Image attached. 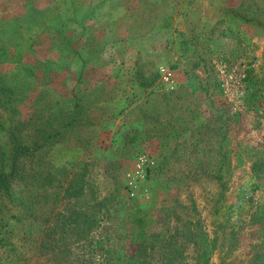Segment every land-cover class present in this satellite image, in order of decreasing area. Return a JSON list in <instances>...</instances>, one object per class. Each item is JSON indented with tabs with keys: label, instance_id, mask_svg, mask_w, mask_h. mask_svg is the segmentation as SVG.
Instances as JSON below:
<instances>
[{
	"label": "rangeland",
	"instance_id": "374dc122",
	"mask_svg": "<svg viewBox=\"0 0 264 264\" xmlns=\"http://www.w3.org/2000/svg\"><path fill=\"white\" fill-rule=\"evenodd\" d=\"M99 1L0 0V21L38 25L7 40L22 55L16 70L0 62L15 73L0 81L2 126L12 127L0 143H42L18 156L11 194L0 190V264H123L145 234L150 264H201L211 240L205 264H254L251 244H264V0H190L188 49L175 59L158 27L171 0H113L128 11L112 20ZM139 156L135 196L126 174ZM134 204L147 233L131 227Z\"/></svg>",
	"mask_w": 264,
	"mask_h": 264
},
{
	"label": "trees",
	"instance_id": "16d2710c",
	"mask_svg": "<svg viewBox=\"0 0 264 264\" xmlns=\"http://www.w3.org/2000/svg\"><path fill=\"white\" fill-rule=\"evenodd\" d=\"M65 1V0H56V2L59 4L60 2ZM23 16V15H22ZM14 18V17H13ZM31 22H27L26 20L22 19H7V20H1L0 21V62L2 61H11L15 62V70L17 69V66L21 65L20 62V56L21 50L20 47L17 46L15 42H8L9 36H24V33L26 32L27 29L30 27H35L34 25H37V23L30 24ZM38 26V25H37ZM12 34V35H8ZM26 38H30V35L25 36ZM6 53L8 54L7 57L3 54ZM23 66H26L25 64H22ZM14 71V70H13ZM11 72H3L0 73V81L2 83H6L10 81L11 76H13L15 73ZM250 71V69L247 70V72ZM9 86L8 84L2 85V88H6ZM1 88V85H0ZM8 117L4 116L3 118L0 116V133L1 132H11L12 127L9 130H6V128L3 125V122L6 121ZM133 133L136 132L134 128L131 130ZM12 133V132H11ZM135 135V134H134ZM134 135L131 134L127 137L128 140H133ZM42 143H36L35 147L30 146V145H23L19 144L16 141L14 142V145H12L10 148L7 147L5 142L0 143V190H2L5 194L10 195V181L12 180L13 176L15 175L16 171V160L18 156H23L24 154L27 156H31V154L35 153V151L38 149L39 145ZM75 149V148H74ZM224 161H221L219 165V170L222 167ZM8 171H5L7 170ZM252 166L250 169V180H254L255 175L252 172ZM253 178V179H252ZM218 184L222 187L224 185L223 182H221L222 178L221 175L218 173L216 176ZM253 183V182H250ZM255 183V182H254ZM258 184L252 185V189H256ZM253 189V190H254ZM72 216V215H70ZM130 222H131V227L137 230L140 233H147L149 224H148V219L140 213V208L134 204L133 209L131 210L130 213ZM150 236V238H148ZM153 235L150 234H145L143 238H140L139 241L133 246L132 248V260L131 261H125L123 264H150L147 259L150 260L151 262V254H149V248H148V242L152 241L153 238H151ZM203 237V234H202ZM207 238V237H205ZM208 242V241H206ZM213 240L209 241V245H204L200 251H199V261L201 264H205V262L208 259V255L211 250L215 248ZM148 248V249H147ZM257 250V253H256ZM251 251L253 252L254 259L256 260L254 264H264V244L261 246H256V244H251ZM256 253V254H255ZM255 254V255H254ZM145 256L146 258L142 257ZM162 264H171L170 258H166ZM197 264H199L197 262Z\"/></svg>",
	"mask_w": 264,
	"mask_h": 264
},
{
	"label": "crops",
	"instance_id": "0c3cea01",
	"mask_svg": "<svg viewBox=\"0 0 264 264\" xmlns=\"http://www.w3.org/2000/svg\"><path fill=\"white\" fill-rule=\"evenodd\" d=\"M113 2V0H100L96 8H102L103 14H105V18L108 20L114 19L113 17H115V19H124L125 16H127V7L121 5L112 6L111 4H113ZM164 2H168V0H158L159 4ZM201 2L204 3L206 1L201 0ZM189 3L190 0H171V4L175 5L168 7L167 10L162 5L161 11L159 13L160 22L158 27L160 28L161 32L167 33V36L164 39V50L167 52L169 57H165L166 59H175L177 57V49L180 47L184 50L188 49L186 44L188 43L187 41L189 39V28L192 27L188 20V14H190V10H188L190 7ZM191 4H193V2H191ZM206 4L208 5L209 2L207 1L205 5ZM104 8H106V10ZM209 14H211L210 16L213 17L212 19H215L219 17L220 12L215 13L214 11H209ZM225 15L226 14H224L222 17ZM137 51H142V49L137 48L135 53ZM162 60L164 59L160 57V59H156L155 61L157 63L160 62V64H163L165 60Z\"/></svg>",
	"mask_w": 264,
	"mask_h": 264
},
{
	"label": "built area",
	"instance_id": "2783aa9c",
	"mask_svg": "<svg viewBox=\"0 0 264 264\" xmlns=\"http://www.w3.org/2000/svg\"><path fill=\"white\" fill-rule=\"evenodd\" d=\"M157 72L160 79L167 85H171L174 82L172 70L165 65H159L157 67ZM145 159L142 156H139L134 164V172L126 174V184L128 188L131 190L133 195H142L141 191H138V183L143 178V163Z\"/></svg>",
	"mask_w": 264,
	"mask_h": 264
}]
</instances>
